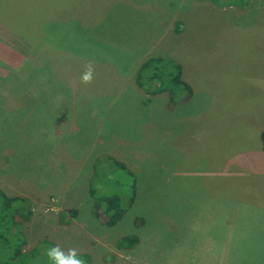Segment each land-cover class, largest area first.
I'll return each mask as SVG.
<instances>
[{
  "label": "rangeland",
  "instance_id": "1",
  "mask_svg": "<svg viewBox=\"0 0 264 264\" xmlns=\"http://www.w3.org/2000/svg\"><path fill=\"white\" fill-rule=\"evenodd\" d=\"M107 14L112 20H88L104 44L84 33L68 44L84 54L54 55L63 60L62 96L47 88V73L20 74L31 92L43 86L40 94L60 98L56 109L41 106L38 128L0 143V189L26 197L32 210L23 226L26 264H53L46 250L56 245L77 249L86 264H264V0H125ZM69 28L80 30L55 28L60 45L76 39ZM30 52L0 23V77L19 71ZM146 56L180 65L190 98L166 103L168 93L136 85ZM89 62L95 75L85 85ZM13 90L6 94L17 118ZM52 109L68 129L48 121ZM89 185L95 199L120 196L118 223L108 226L101 206L94 212L100 200ZM125 236L138 238L133 248L121 243Z\"/></svg>",
  "mask_w": 264,
  "mask_h": 264
},
{
  "label": "trees",
  "instance_id": "2",
  "mask_svg": "<svg viewBox=\"0 0 264 264\" xmlns=\"http://www.w3.org/2000/svg\"><path fill=\"white\" fill-rule=\"evenodd\" d=\"M124 1L84 0L80 3L81 0H0V23L7 26L20 39L31 45L29 57L23 63V67L19 68L21 72L9 68L8 74L5 77H0V143L2 140L5 142H3L4 145L3 143L1 145L5 147L6 140L9 139L10 141L12 135H14L13 133H20L24 129L28 133L26 129L33 126L38 128L37 123H39L38 119H40L38 117L43 115L42 105L49 103L50 107H58L55 105L60 98H57L55 93L54 96L49 93V96L45 97L44 94H40L43 86L31 92L30 84H27L25 80L22 81V76L30 75L29 78H41L47 73L49 77L47 88L54 92L56 87H58L62 96V80L57 74L58 69L60 71L63 60L59 58L54 61V55L63 48L70 51L68 44L78 45L76 40L80 37L83 38L85 36L84 33L88 35H86V40L90 36L89 38L95 39L98 44H104L103 38H95L97 35L92 34L96 24H91L90 26L88 20L93 19L96 21L97 19L99 21L102 19L101 17H108L112 20L114 14L106 15L108 7L111 8L113 5L118 7ZM178 23L176 22L175 24V32H181L182 28H180ZM65 24L67 27L72 24L77 25L81 31L76 30L74 32L73 28H69V31L76 36V39L72 37L60 45L61 39L56 36L55 28ZM80 48L86 52L83 46H80ZM97 49L95 50L96 52L98 51ZM70 52L84 54L80 51ZM147 57L144 58L136 73V85H139L148 95L168 93L166 103L175 101L177 95L188 94L190 98L192 93L191 85L187 82L188 78L182 75L183 72L180 65L162 56ZM0 63L2 62L0 61ZM54 64H58V66L54 67ZM21 73L23 75L20 77ZM50 80L54 81L53 84L55 86H50ZM35 83L40 85L37 79ZM10 88L14 90L10 92L9 95L11 97L9 98H13L15 91L16 96H19V107L23 111L22 113H17V118L10 112L13 107H16L14 103H8L6 92ZM1 90H5V93L2 94ZM24 94H27V96L25 97ZM61 99L65 101V99ZM185 101L187 102L188 99ZM52 110L50 113H44V116L47 117L48 121L54 123L55 114L54 109ZM57 115L60 116L59 113ZM8 116L10 118L6 119ZM12 117L13 120L17 119L19 122H11ZM12 124L13 126H10ZM38 133L39 130L31 131L28 138L26 137L23 140L29 139L31 141ZM87 191L94 200H103L102 203L99 201V205L95 204L94 212L99 214V210H103L102 212L108 218V226L118 223L124 215V209L119 204L120 196L112 194V196L108 195L95 199L96 191L91 188V185L88 186ZM29 202L26 197H9L0 189V264H21L24 260L26 264L27 257L24 259L22 256L25 253L23 247L26 244L23 226L24 223L30 222L32 217ZM132 202L133 197L130 198L128 206H131ZM99 206H101L102 210ZM73 214H75V211ZM122 239L120 240L121 243L123 241L127 243L124 246L126 248H133L138 242L136 236H125Z\"/></svg>",
  "mask_w": 264,
  "mask_h": 264
},
{
  "label": "clouds",
  "instance_id": "3",
  "mask_svg": "<svg viewBox=\"0 0 264 264\" xmlns=\"http://www.w3.org/2000/svg\"><path fill=\"white\" fill-rule=\"evenodd\" d=\"M94 75L95 65L92 62H89L85 65V71L81 73L80 82L89 85L93 82ZM46 255L53 264H86L85 259L75 248H69L65 251L59 245L50 246L46 250Z\"/></svg>",
  "mask_w": 264,
  "mask_h": 264
},
{
  "label": "crops",
  "instance_id": "4",
  "mask_svg": "<svg viewBox=\"0 0 264 264\" xmlns=\"http://www.w3.org/2000/svg\"><path fill=\"white\" fill-rule=\"evenodd\" d=\"M123 21H124V20H123ZM117 47H118L119 49H122L123 51H125V50H124L125 47H123V44H120V45L117 46ZM150 52H152V50H151ZM144 58H145V57H144ZM144 58L141 59L142 63H143V61H144ZM142 63H141V64H142ZM141 64H140V65H141ZM140 65H139V66H140ZM139 66H138V69H139ZM189 84H190V82H189ZM67 105H68V107H69L70 104H67ZM54 109H55V108H54ZM60 116H62V114H60ZM57 117H59V116L56 115V116H55V120H56ZM63 117H69L70 119H72V115H67V116L64 115ZM62 119H63V118H62ZM70 119H69V120H70ZM60 120H61V119H60ZM57 122H61V124H60L61 127L59 128V129H61V130H62L63 127H66L67 129L70 127V125L67 124V121H66V122H65V121H56L55 124H58ZM63 123H65L66 125H63ZM55 128H56V126L54 127V129H55ZM59 129H57V131H58ZM57 131H55V133H57Z\"/></svg>",
  "mask_w": 264,
  "mask_h": 264
}]
</instances>
